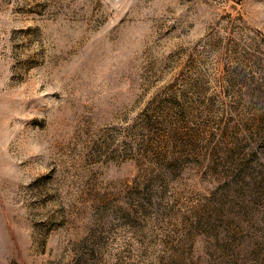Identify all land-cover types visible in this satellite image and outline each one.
Masks as SVG:
<instances>
[{
    "label": "rangeland",
    "instance_id": "obj_1",
    "mask_svg": "<svg viewBox=\"0 0 264 264\" xmlns=\"http://www.w3.org/2000/svg\"><path fill=\"white\" fill-rule=\"evenodd\" d=\"M0 264H264V0H0Z\"/></svg>",
    "mask_w": 264,
    "mask_h": 264
}]
</instances>
